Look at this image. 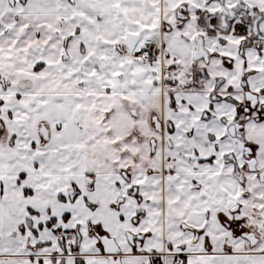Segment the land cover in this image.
I'll return each mask as SVG.
<instances>
[{
  "label": "snow or ice",
  "instance_id": "6c2138e0",
  "mask_svg": "<svg viewBox=\"0 0 264 264\" xmlns=\"http://www.w3.org/2000/svg\"><path fill=\"white\" fill-rule=\"evenodd\" d=\"M0 264H264V0H0Z\"/></svg>",
  "mask_w": 264,
  "mask_h": 264
}]
</instances>
